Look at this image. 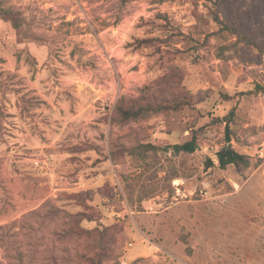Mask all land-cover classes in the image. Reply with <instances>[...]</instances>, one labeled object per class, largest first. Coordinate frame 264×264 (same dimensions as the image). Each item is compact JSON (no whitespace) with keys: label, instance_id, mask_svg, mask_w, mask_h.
Here are the masks:
<instances>
[{"label":"rangeland","instance_id":"1","mask_svg":"<svg viewBox=\"0 0 264 264\" xmlns=\"http://www.w3.org/2000/svg\"><path fill=\"white\" fill-rule=\"evenodd\" d=\"M211 8L0 0V264H264V55Z\"/></svg>","mask_w":264,"mask_h":264},{"label":"trees","instance_id":"2","mask_svg":"<svg viewBox=\"0 0 264 264\" xmlns=\"http://www.w3.org/2000/svg\"><path fill=\"white\" fill-rule=\"evenodd\" d=\"M212 4L211 15L213 20L223 25V28L227 29L230 32H233L242 38L248 43H251L255 46L256 50L264 55V31H261V28L257 31L247 29L242 26L241 19L237 21L230 20L227 21L220 19L218 13L220 10H224L227 4V0H209ZM10 19V17H8ZM14 24V23H13ZM16 27L17 24H14ZM186 102L184 97L173 98V99H164L160 102H154L152 104H138L135 103L132 108L122 110V115L124 119L138 118L145 115L147 112H157L164 109H178L181 106V103ZM228 128V127H226ZM195 139L186 141L181 144H174V151H186L193 152L196 149ZM216 157L218 160V165L221 168H224L228 164L239 165L241 163H247V157L244 154L238 153L232 148L224 147L216 152ZM210 164L212 161L209 160Z\"/></svg>","mask_w":264,"mask_h":264}]
</instances>
